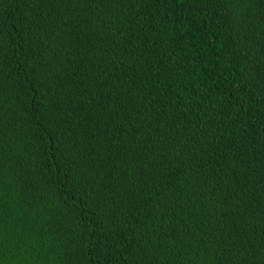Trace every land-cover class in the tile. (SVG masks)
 I'll return each instance as SVG.
<instances>
[{"label":"trees","instance_id":"16d2710c","mask_svg":"<svg viewBox=\"0 0 264 264\" xmlns=\"http://www.w3.org/2000/svg\"><path fill=\"white\" fill-rule=\"evenodd\" d=\"M0 264H264V0H0Z\"/></svg>","mask_w":264,"mask_h":264}]
</instances>
